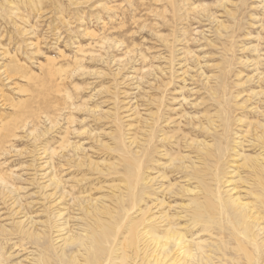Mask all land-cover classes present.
Listing matches in <instances>:
<instances>
[{
	"label": "rangeland",
	"instance_id": "1",
	"mask_svg": "<svg viewBox=\"0 0 264 264\" xmlns=\"http://www.w3.org/2000/svg\"><path fill=\"white\" fill-rule=\"evenodd\" d=\"M0 72V264H55L56 226L78 230L86 203L113 206L139 147L145 203L170 215L196 186L181 171L201 144L213 190L248 199L239 164L264 133V0H0Z\"/></svg>",
	"mask_w": 264,
	"mask_h": 264
},
{
	"label": "bare ground",
	"instance_id": "2",
	"mask_svg": "<svg viewBox=\"0 0 264 264\" xmlns=\"http://www.w3.org/2000/svg\"><path fill=\"white\" fill-rule=\"evenodd\" d=\"M8 73L7 70H3L2 72L7 80L11 78ZM0 130L3 131L5 128H0ZM149 132H145L146 136ZM9 134H11V131L7 130L5 132V138ZM225 135L227 134L225 133ZM216 136H219V134ZM215 138L217 139L218 137ZM218 139L220 140V138ZM256 141L259 146L257 143L256 145L259 147V151H261L259 155L257 157H247L248 154L245 156L242 154V162L240 161L242 164H239L246 168L247 178L244 182L247 186L248 199L246 201L241 200L240 197H236L237 195H229V191H226L229 183L225 188L226 194L219 191L221 187L217 184L214 187H219L217 190H213L211 187L213 180L210 178L207 179V177H210V170L213 169L209 165L213 162L211 160L214 158V152L208 148L210 145L207 146L204 144L203 146L201 144L200 153H197L199 155L198 162L192 163L189 161L191 163L190 169H187L188 165L187 167H182L183 162L181 157L184 156L181 155V157L172 159L170 164H176L177 162L182 167L181 172L186 170L187 173L184 175L186 185L189 183L196 185L190 189L183 186L180 187V192L189 197L187 204H184V206L181 205L183 208L179 206L181 208L179 209L181 216H176L175 214L170 215L171 212L169 214V210L171 207L167 208L163 199L159 200V198H154V201H150L149 199L148 201L150 202L145 203L146 195H148V198L154 196L152 195L153 193L150 195L145 192L147 191L146 185L148 186L149 182L147 184V181L149 180L146 179L147 181H144L140 177V167L143 163L142 159L147 155L150 156V148L148 150L146 146H143L140 149L139 145H137L139 149H137L136 153L141 152L140 156L142 158H140L141 160L139 162H136L135 157L133 159L125 158L122 161L123 167L121 168L123 169V174H125L124 177H126V181H123L125 185L124 183L122 185L125 188L122 187L124 190H121L115 186L118 194L111 193L114 194L112 198L109 196L112 200L110 201L108 199L114 205H106L107 203L104 204L105 202L103 203L102 201L86 203V206L84 204V207H82L84 220L82 221H85V224L81 225L83 229L77 225L79 229H76V231L70 228L69 230H62V228L58 230L60 226H56L57 231H55L57 234L55 233L56 238L52 247L55 254V264H264V154H262L264 152V133ZM221 144L216 143L217 146L219 145L217 151L215 150L219 154V156L217 155L219 158L222 155V151H225L220 146ZM239 155L241 156V154ZM118 162L120 164V161ZM116 165L113 163L111 168L109 166V170H112V168L116 170L117 167H120ZM221 168L219 169L222 170ZM220 170L213 172V174L218 173ZM218 176L216 175V178ZM220 176L223 175L220 174ZM151 181L153 179H150V183ZM172 187V184L168 183L163 188L171 194L173 191ZM152 188L155 189L154 187ZM160 189L158 191L156 190L157 192L155 190L151 191L158 193ZM164 191L163 194H165ZM76 201H78V205L81 207L85 203L86 198L82 200L76 199ZM141 203L144 205L141 206ZM177 219H184L186 223L184 222L181 225V223L176 221ZM21 224L22 222L20 221L19 226ZM192 230L195 231V234L188 235V232ZM64 231L65 233H63ZM25 232L27 233V231H24L21 234L27 237ZM200 233H206L210 237L215 238L216 241H210V244L211 242L213 244H211L213 251H209L208 249L211 246L206 245L205 241L198 237ZM194 236L195 238H193ZM45 257V254L41 253V255H38V258H32L35 259L33 260V264H46Z\"/></svg>",
	"mask_w": 264,
	"mask_h": 264
}]
</instances>
